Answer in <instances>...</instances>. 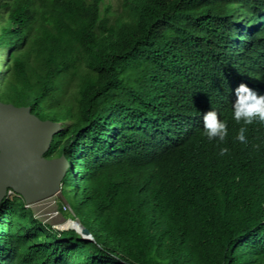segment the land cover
Listing matches in <instances>:
<instances>
[{"label": "trees", "instance_id": "obj_1", "mask_svg": "<svg viewBox=\"0 0 264 264\" xmlns=\"http://www.w3.org/2000/svg\"><path fill=\"white\" fill-rule=\"evenodd\" d=\"M101 2L0 0V101L63 124L45 155L69 162L58 210L91 235L12 193L0 264H264V128L238 142L230 105L262 78L264 0H122L116 17ZM239 20L257 25L240 36ZM211 110L222 143L203 134Z\"/></svg>", "mask_w": 264, "mask_h": 264}, {"label": "water", "instance_id": "obj_2", "mask_svg": "<svg viewBox=\"0 0 264 264\" xmlns=\"http://www.w3.org/2000/svg\"><path fill=\"white\" fill-rule=\"evenodd\" d=\"M61 130L60 123L41 120L30 107L0 101V205L10 192L25 205L62 195L69 162L63 156L45 157ZM77 233L90 241L87 229Z\"/></svg>", "mask_w": 264, "mask_h": 264}, {"label": "clouds", "instance_id": "obj_3", "mask_svg": "<svg viewBox=\"0 0 264 264\" xmlns=\"http://www.w3.org/2000/svg\"><path fill=\"white\" fill-rule=\"evenodd\" d=\"M241 21L243 22L242 25L238 24L240 20L234 23V25L241 26L242 30L237 32L240 36L247 35L251 31V28L257 25L256 23L251 24L249 22L247 24L244 20ZM261 75L262 78L258 84L249 82L243 78H240L236 83L232 84L233 100L230 104L232 105V116L234 119L232 125L239 129L236 140L242 144L247 143V125L264 128V80H262L264 79V62L261 64ZM203 123V134L210 142L215 140L218 143H222L225 141V138L228 136L227 123L218 117L216 111L211 110L206 112L203 115ZM228 151L229 149L227 147L221 148L219 155L224 156ZM68 220L71 221L72 219ZM72 231H75V229H72Z\"/></svg>", "mask_w": 264, "mask_h": 264}, {"label": "rangeland", "instance_id": "obj_4", "mask_svg": "<svg viewBox=\"0 0 264 264\" xmlns=\"http://www.w3.org/2000/svg\"><path fill=\"white\" fill-rule=\"evenodd\" d=\"M100 8L103 14L106 13V11H108V13L112 17H116L122 11V0H102ZM238 24L242 25L243 22L240 21ZM3 59H4V55L3 53H0V67H1L0 72L2 73L4 71L3 67L1 66ZM62 125L63 124L60 123L61 128L63 127ZM57 200H61V202L64 203V206L66 207L65 199L63 198L62 195L41 199L33 203H30L29 205L26 206H29L28 208L31 209L36 219L42 221L45 224L52 226L54 230L68 231V230H72L73 228L74 229L77 228L76 224L69 222L68 219H70L71 216H69L70 217L69 218L64 213L62 214L56 213L59 207V205L57 204ZM86 222L93 225V223H91L89 220H87Z\"/></svg>", "mask_w": 264, "mask_h": 264}, {"label": "bare ground", "instance_id": "obj_5", "mask_svg": "<svg viewBox=\"0 0 264 264\" xmlns=\"http://www.w3.org/2000/svg\"><path fill=\"white\" fill-rule=\"evenodd\" d=\"M69 222H71V221H69ZM72 223L76 224L77 228H75V230H76L77 232L81 230V227L77 224V222H76V223H75V222H72ZM73 229H74V228H73Z\"/></svg>", "mask_w": 264, "mask_h": 264}, {"label": "built area", "instance_id": "obj_6", "mask_svg": "<svg viewBox=\"0 0 264 264\" xmlns=\"http://www.w3.org/2000/svg\"><path fill=\"white\" fill-rule=\"evenodd\" d=\"M10 194H12V193L10 192L8 195H10ZM26 207L28 208L29 206H26ZM56 213H59L60 214L59 210Z\"/></svg>", "mask_w": 264, "mask_h": 264}]
</instances>
